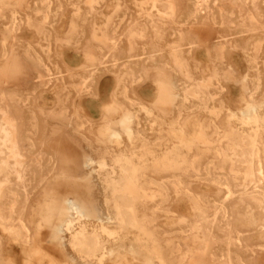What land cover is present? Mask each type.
I'll return each instance as SVG.
<instances>
[{"label":"rangeland","instance_id":"1","mask_svg":"<svg viewBox=\"0 0 264 264\" xmlns=\"http://www.w3.org/2000/svg\"><path fill=\"white\" fill-rule=\"evenodd\" d=\"M0 36V264H264V0H0ZM257 43L251 159L230 113L210 110L220 99L250 103ZM89 67L98 69L87 80ZM122 85L125 104L114 95ZM84 141L95 151L89 167ZM101 160L120 185L100 182ZM70 199L103 248L97 256L75 258L66 233L48 241L54 224L75 225Z\"/></svg>","mask_w":264,"mask_h":264},{"label":"bare ground","instance_id":"2","mask_svg":"<svg viewBox=\"0 0 264 264\" xmlns=\"http://www.w3.org/2000/svg\"><path fill=\"white\" fill-rule=\"evenodd\" d=\"M53 3H58L59 0H52ZM206 2V1H205ZM36 5V4H35ZM34 5V6H35ZM48 8V7H47ZM39 9V8H38ZM48 11H50V8H48ZM52 16H53V20H55L58 16L55 12H51ZM12 18V17H11ZM16 23V22H15ZM13 28V26H12ZM20 28V27H19ZM43 30V29H42ZM42 30L40 31V33L42 32ZM35 32V31H34ZM30 33V31H29ZM28 33V34H29ZM39 33V34H40ZM45 33V34H44ZM44 33L42 32V34H44V38H47L48 35H50L49 31L47 29H45ZM9 38L11 40L14 41H19L20 38L19 36H17V34L15 33H9ZM32 34V33H30ZM174 34V33H173ZM34 37V36H33ZM49 37V36H48ZM28 41V38H27ZM6 40L4 39V37L0 36V76H2V59L3 57L7 54V46H6ZM260 43H257L254 47V50H252V52L248 55L247 60H248V71L252 74L253 77H250L248 75H245L247 78H249L250 83H251V90H250V94H249V104H246L245 106L240 105V100L237 97L232 98V103L235 105V108H228L226 107L224 101L222 99H220L218 101L217 106H213L212 109L210 111H213V115L215 118L218 117L219 115H221L222 113H230V117L231 119L236 123V125L238 126L237 128V132L238 135L240 136H247V144L250 147V154L249 157L251 159H253L252 157L255 156V150H256V142L254 140V136H256L257 134V130H258V111H259V107L255 106L253 101L256 97V95L258 94V89H259V72H258V59L256 58V48L258 47ZM262 44V43H261ZM190 45V44H189ZM188 45V46H189ZM30 43H26L24 46V49L27 50V48H29ZM48 46V45H47ZM46 47V46H45ZM193 46H190V48ZM44 49V48H43ZM214 51L216 54V59L221 60L224 56H223V49H224V45L221 43H215L214 45ZM29 51V50H28ZM258 51V50H257ZM225 58V57H224ZM84 60L83 59H73V64L74 65H78L79 63H83ZM34 66H37V68L39 70H41L44 73V76L46 77V83H50L51 77H50V70L48 67H46L44 65V63L39 59H37L34 62ZM57 70H59V66L55 65ZM97 67H89L87 70H89V75L87 76V80L89 78H92L96 71H97ZM217 70V69H216ZM58 73V71H57ZM52 75V74H51ZM61 75V72L60 74ZM176 78V87H179V90L181 91L182 94H184V96H186L187 94L184 92V86L182 81L177 78V76L175 75ZM86 80V81H87ZM94 81V80H93ZM92 81V82H93ZM86 86V84H85ZM89 87V86H87ZM86 87V91H88L89 89ZM124 85H122L119 88H116L115 90V97H117L118 99H120V101H122L124 104L125 102L128 101V98H121V95L123 94V96H125V90L124 89ZM121 88V90H120ZM224 88V87H223ZM81 90H83V87L81 88ZM107 87L103 88L101 90V94H106L107 92ZM127 91V90H126ZM69 93V92H68ZM67 93V94H68ZM141 94L144 96H147L148 94H151V92L146 88V89H142ZM127 97V96H125ZM212 97V96H208ZM182 98H184L183 96H181V98L179 99V104L176 106L175 111L177 113V119L180 118V116L184 113V107H185V103L182 101ZM206 98H198L196 101V105H200L202 104L203 100H205ZM213 100V99H212ZM211 101V100H210ZM209 101V102H210ZM132 102V100H131ZM213 102V101H211ZM207 103V101H206ZM193 104V103H192ZM194 104V106H195ZM209 104V103H208ZM214 104V103H213ZM203 105V104H202ZM144 106V105H142ZM204 106V105H203ZM212 106V105H211ZM34 107V106H33ZM146 107V106H145ZM193 107V106H191ZM206 108V107H205ZM208 109V108H206ZM144 112H146L149 110V108H143ZM189 111H191V109H189ZM209 111V114H210ZM80 118V117H79ZM37 119V118H36ZM4 121V120H3ZM80 121H85V119H81ZM171 123H176V120H172ZM37 124V122H36ZM69 124V123H68ZM65 125V124H64ZM36 126V125H35ZM11 127V126H10ZM82 127V126H80ZM246 128L249 129H253V133L248 134L246 132ZM126 132H128L129 129L125 128ZM4 130V129H2ZM4 132V131H3ZM250 133V132H249ZM7 134L9 136H11L10 140H9V144L10 147L8 146V148L11 149L10 153L11 155H16L17 153V149L15 146V142L13 139V133L12 130L8 131V132H4V135ZM6 135V136H7ZM84 136V135H83ZM5 137V136H4ZM120 137V134L118 132L114 133L113 135V139L118 140ZM4 141V140H3ZM5 142V141H4ZM85 142V141H84ZM86 143V142H85ZM86 147L87 150L89 152V155L86 159V166L89 167L91 162H92V155H95V151L93 150L92 147L89 146L88 143H86ZM224 155V154H223ZM52 158V157H51ZM18 167V166H17ZM27 169V167H25ZM29 170V168H28ZM24 171V170H23ZM36 172V170H34ZM34 172V173H35ZM37 173V172H36ZM95 173L97 174V178L100 179V182L102 184H106V185H111L112 187H116V185H120L118 181H115L114 179H110V173H113V168H110L108 166L107 163H105L103 160L99 161V169L97 171H95ZM24 175V174H23ZM38 175V174H37ZM42 175V174H41ZM17 177L21 179L22 177V173L21 171L17 170ZM5 179V178H4ZM121 179L124 180L123 184V188L121 190L126 191L128 188H130V184H131V180L129 178H127L125 175L121 176ZM10 182V181H9ZM5 185V184H4ZM2 186V184H1ZM256 186V185H255ZM12 190V189H11ZM129 190V189H128ZM242 192V191H241ZM8 193V192H7ZM231 194V192H230ZM26 196V195H25ZM30 196V195H29ZM10 199H13L12 196L10 197ZM19 202V201H18ZM10 204H13L12 202ZM3 209V208H2ZM5 209V208H4ZM65 213H68L71 215L74 214V219H75V225L71 222L70 219L66 220L64 223L58 225V224H54L53 226H51L50 229V233H49V243L52 244H56L57 242L61 243L62 237L61 235L63 233H66L68 235V239H67V244L72 248V250L74 251L75 254V258H79L82 259V255H88V256H97V253L99 252V250L103 249L101 245H99L98 242V238L97 236L93 237V238H89L86 233H85V228L84 225H82V220H84L85 217V213L82 212L81 209L78 208L77 203H76V199H70L68 200V206L64 211ZM3 213V212H2ZM2 213H1V217H2ZM118 214L119 216H121V219H123V212L119 209L118 210ZM4 215V214H3ZM26 227V226H25ZM91 227V226H90ZM27 228V227H26ZM9 229V228H8ZM101 229L106 232V229H104V227L101 226ZM66 240V237H65ZM37 245V244H36ZM106 250V249H105ZM105 254V251H102V256H100L98 262L102 261L103 255ZM71 255V254H70Z\"/></svg>","mask_w":264,"mask_h":264}]
</instances>
